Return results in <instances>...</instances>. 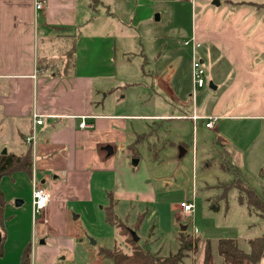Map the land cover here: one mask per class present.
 Segmentation results:
<instances>
[{
  "label": "crops",
  "instance_id": "0c3cea01",
  "mask_svg": "<svg viewBox=\"0 0 264 264\" xmlns=\"http://www.w3.org/2000/svg\"><path fill=\"white\" fill-rule=\"evenodd\" d=\"M37 2H43L41 10ZM150 9L155 19L145 14ZM145 23L149 28L144 30ZM86 40V63L80 67L79 47ZM187 41L201 44L195 55L204 67L229 70L226 79L232 78L211 112L199 111L193 78L190 97L181 77L187 67L192 74L194 51ZM182 42L188 54L176 50ZM263 56L264 0H0V153L21 155L31 149L33 176L51 194L44 224L56 232L51 237V230L43 231L35 256L32 247L31 264H56L62 255L73 256L79 232L72 221L82 214L74 220L72 215L79 205L95 203L97 175L106 181L115 173L116 187L106 195L116 205L119 199L157 202L148 168L133 169V161L139 167L142 160L129 148L138 150L148 135L137 124L175 120L196 129L214 117V128L205 127L215 130L223 119L264 122ZM137 85L144 87L142 105L160 99L161 107L178 113L130 111L116 93ZM242 92L247 111L255 113L236 115L242 106L227 116L233 97ZM150 93L157 95L149 98ZM35 113L43 116V125L35 126ZM194 115L200 117L197 122ZM81 117H87L89 127H80ZM34 130L38 142L32 147L26 137ZM229 134L223 129L220 136L229 141ZM8 245L0 264H20Z\"/></svg>",
  "mask_w": 264,
  "mask_h": 264
},
{
  "label": "rangeland",
  "instance_id": "374dc122",
  "mask_svg": "<svg viewBox=\"0 0 264 264\" xmlns=\"http://www.w3.org/2000/svg\"><path fill=\"white\" fill-rule=\"evenodd\" d=\"M182 5L185 6L186 3ZM187 10L189 12V7ZM145 14L155 19L151 9ZM184 17L186 18V14ZM147 28L149 24L145 23L143 29ZM144 37L146 38L145 34ZM81 44L79 66L83 67L86 61L82 55L85 53V46L88 47L90 43L86 40ZM186 48L182 42L176 50L188 54L189 50ZM262 60L264 61V56ZM205 67L206 85L195 90V95L199 111L211 112L214 103L231 84L232 78L226 79L229 70L221 71L208 63H205ZM190 68H185L181 77L185 79L186 89L190 90L192 97L194 91ZM133 77H137L138 82L141 81L140 76ZM212 83L218 87L217 90L211 88ZM143 94L144 87L140 85L126 87L116 93L119 99L130 105V111L133 113H158L161 110L178 113L175 108L172 110L161 107L160 99H152L151 104L142 105ZM151 95L154 97L157 94L150 93L148 97L152 98ZM190 97L188 98L191 105ZM233 98L235 105L234 108L228 109L227 116L242 106L244 107L238 109L236 115L242 112L255 113L247 111L249 105L242 102L247 98L246 93L242 92ZM205 123L204 121L196 129L191 124L184 125L175 120L155 124L150 122V125L144 122L137 124L140 129L138 131L148 135L145 138L142 136L138 149L142 162L139 167L133 165V169L139 173L148 168L158 200L147 202L119 199L115 206L118 218L127 227L136 230L138 243L161 257H170L179 252L181 235L199 240L198 248L188 252L181 264H203L208 243L211 244L215 263L224 264L218 253L220 240H237L243 250L249 251V242L264 235V216L252 213L246 203L242 204L239 190L234 187L238 175L241 174L243 180L264 199V122L261 119L253 121L249 118L223 119L215 130L206 129ZM223 129L230 133L229 141L220 136ZM257 134L255 139L252 138ZM122 164L123 162L116 164V173L117 169L122 168ZM103 174L106 176L109 173ZM109 175L110 179L106 181L99 175L96 176L95 203L79 205V212L72 215L74 220L78 213L82 214L78 220L72 221L74 231L79 232V245L73 256L62 255L56 264H113L98 253L100 249L118 248L125 253L131 252V238L121 235L117 227L106 222L105 208L110 202L106 191L111 192L116 187L115 173ZM1 188L9 202L5 228L10 253L14 252L12 260L15 261L17 253L18 259H22L21 255L25 249L32 250V247L35 256L41 234L45 230H51L49 227L52 224H44L42 215H33L30 177L26 173L4 177ZM17 201H22L23 204L17 206ZM184 202H195V213L190 217L186 216L180 207ZM183 227H186V230H183ZM71 229L69 223L68 233ZM55 233L48 232V235L54 237Z\"/></svg>",
  "mask_w": 264,
  "mask_h": 264
},
{
  "label": "trees",
  "instance_id": "16d2710c",
  "mask_svg": "<svg viewBox=\"0 0 264 264\" xmlns=\"http://www.w3.org/2000/svg\"><path fill=\"white\" fill-rule=\"evenodd\" d=\"M257 5V4H256ZM259 8L260 6L257 5ZM134 158L138 156L136 146L132 145ZM18 173H26L30 178L33 176V158L31 149L24 154L15 155L12 153H0V259L5 255L7 233L5 228L6 208L8 200L1 188V181L4 177H13ZM238 175L234 187L239 190L240 202L247 204L250 211L264 216V199ZM110 205L105 208L106 222L119 229L121 235L131 238L132 248L130 253L115 248L113 250L100 249L101 256L112 261L113 264H181L188 252L198 248L197 239L184 235L180 236L181 247L179 252L170 257H161L159 254L144 249L141 244L135 242L129 227L124 224L115 212L116 203L110 194ZM136 231V230H135ZM249 251L243 250L238 241L234 239H222L218 243L219 256L223 258L224 264H262L264 261V235L249 242ZM20 264H31V248H27L22 255ZM203 264H216L211 244L208 243L204 252Z\"/></svg>",
  "mask_w": 264,
  "mask_h": 264
},
{
  "label": "built area",
  "instance_id": "2783aa9c",
  "mask_svg": "<svg viewBox=\"0 0 264 264\" xmlns=\"http://www.w3.org/2000/svg\"><path fill=\"white\" fill-rule=\"evenodd\" d=\"M186 1V0H185ZM43 2H37L36 9L41 10L43 8ZM186 46H192L194 51V60L192 64V78L194 81L195 90L204 88L206 85V70L204 67V64L201 60H199L196 55L195 51L201 47V44L195 43L194 41H187L185 42ZM194 122H197L200 117L194 115L192 117ZM81 128H87L89 127V124L87 123V117H81ZM207 121L206 127L208 129H213L214 124L217 121V118L214 117H208L205 118ZM33 122L35 126H41L44 123V118L42 115L35 113L33 114ZM38 142L37 134L34 131L31 132L30 135L26 137V143L29 146L35 147ZM32 207H33V215H42L43 212L47 210L49 207V204L51 202V194L40 181L37 180L35 176L32 177ZM182 211L186 216H191L195 213V202L191 203H181L180 205ZM195 233H197V229H195Z\"/></svg>",
  "mask_w": 264,
  "mask_h": 264
},
{
  "label": "water",
  "instance_id": "95a60500",
  "mask_svg": "<svg viewBox=\"0 0 264 264\" xmlns=\"http://www.w3.org/2000/svg\"><path fill=\"white\" fill-rule=\"evenodd\" d=\"M219 3V2H218ZM211 88H213V89H215V86H213V85H211ZM108 149V148H107ZM110 149V148H109ZM3 154H7V150L5 149V150H3V152H2ZM138 164V160H134L133 161V165L134 166H136ZM23 204V202L22 201H17L16 202V205L17 206H20V205H22ZM183 230H186V227H183ZM131 234H132V236H133V238H134V240H135V242H139V237L137 236V233L135 232V231H131ZM94 244H95V242H94Z\"/></svg>",
  "mask_w": 264,
  "mask_h": 264
}]
</instances>
